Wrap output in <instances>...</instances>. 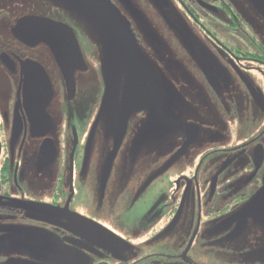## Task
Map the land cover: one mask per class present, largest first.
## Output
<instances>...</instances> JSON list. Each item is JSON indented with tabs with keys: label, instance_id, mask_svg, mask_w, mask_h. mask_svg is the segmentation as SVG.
Masks as SVG:
<instances>
[{
	"label": "flooded vegetation",
	"instance_id": "1",
	"mask_svg": "<svg viewBox=\"0 0 264 264\" xmlns=\"http://www.w3.org/2000/svg\"><path fill=\"white\" fill-rule=\"evenodd\" d=\"M108 1L0 0V264H264V0Z\"/></svg>",
	"mask_w": 264,
	"mask_h": 264
},
{
	"label": "water",
	"instance_id": "2",
	"mask_svg": "<svg viewBox=\"0 0 264 264\" xmlns=\"http://www.w3.org/2000/svg\"><path fill=\"white\" fill-rule=\"evenodd\" d=\"M61 1L65 3L71 10L76 12L78 16H80L82 19L88 22L102 41L106 42L107 34H108V38L110 36V40L114 42H118L116 43V45L133 41L131 32L129 30H125V28H129V26L125 24L121 14L110 4L108 0H61ZM30 22L32 27L35 29H38L40 26L45 24L51 26L52 23H54L49 19L39 18L34 16L30 18ZM61 28L64 30V27ZM65 31L70 34H73L72 30L71 31L65 30ZM65 31H62V33H65ZM123 35L126 36V38L122 39ZM117 52H120L119 48ZM190 143H191V139L190 140L188 139L186 144L182 147V149L179 152H177L169 160V162L166 163L161 168V170L154 175V177L162 174L179 157H181Z\"/></svg>",
	"mask_w": 264,
	"mask_h": 264
},
{
	"label": "rangeland",
	"instance_id": "3",
	"mask_svg": "<svg viewBox=\"0 0 264 264\" xmlns=\"http://www.w3.org/2000/svg\"><path fill=\"white\" fill-rule=\"evenodd\" d=\"M42 0H31V13H39V11H42L44 8L42 6L41 2ZM199 151H193L190 155L192 163L197 162ZM165 176V175H164Z\"/></svg>",
	"mask_w": 264,
	"mask_h": 264
}]
</instances>
